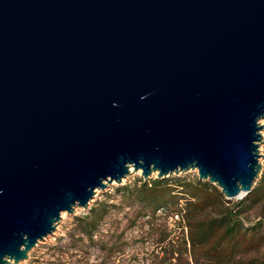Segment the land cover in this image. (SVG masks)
<instances>
[{"label":"water","instance_id":"95a60500","mask_svg":"<svg viewBox=\"0 0 264 264\" xmlns=\"http://www.w3.org/2000/svg\"><path fill=\"white\" fill-rule=\"evenodd\" d=\"M263 118L264 0H0V264L130 167L243 200Z\"/></svg>","mask_w":264,"mask_h":264},{"label":"rangeland","instance_id":"374dc122","mask_svg":"<svg viewBox=\"0 0 264 264\" xmlns=\"http://www.w3.org/2000/svg\"><path fill=\"white\" fill-rule=\"evenodd\" d=\"M260 124L263 125L262 138L258 142L261 170L254 187L260 184L264 174V118ZM154 179H157L156 173L144 180L141 172L133 169L121 183L112 182L106 188L96 190L88 208L76 207L73 213L64 212L55 231L39 241L29 251L28 258L19 264H264V244L257 249L242 251L235 257H214L204 247H192L188 240V225L181 217L187 197L181 192L182 187L176 189L179 190L176 191V208L169 205L153 211L137 201L135 186L140 185V180ZM163 179L169 184L175 179L199 180L218 188L209 181L200 180L194 169ZM215 195L212 192L208 197L210 206L199 212L191 210L189 217L219 216L225 206L234 207L240 202L239 199L228 200L223 194L222 202ZM98 205L107 213L92 234L83 232L84 223H79L78 218L90 214ZM180 209L182 211H178ZM241 217L246 227L264 220V197L247 202Z\"/></svg>","mask_w":264,"mask_h":264},{"label":"trees","instance_id":"16d2710c","mask_svg":"<svg viewBox=\"0 0 264 264\" xmlns=\"http://www.w3.org/2000/svg\"><path fill=\"white\" fill-rule=\"evenodd\" d=\"M182 187L181 192L186 193L184 214L182 219L189 228L188 240L192 247H204L214 257L230 256L235 257L245 250H253L264 244V220L246 227L243 224L241 214L247 202H254L257 198L264 197V174L260 184L244 197V200L237 202L234 207L225 206L223 213L219 216L208 218L189 217L190 211H201L210 206L209 195L215 192L216 198L222 202L224 197L221 191L199 180L185 181L175 179L169 184L163 178L150 181L140 180V185L135 186L134 191L137 201L145 208L156 211L166 206H178V194L176 190ZM99 206L92 208L90 214L78 218L79 223H84L83 232L92 234L95 231L107 211ZM181 209L178 211H182ZM177 211V209H176ZM177 214H179L177 212ZM186 219V220H185Z\"/></svg>","mask_w":264,"mask_h":264},{"label":"bare ground","instance_id":"6f19581e","mask_svg":"<svg viewBox=\"0 0 264 264\" xmlns=\"http://www.w3.org/2000/svg\"><path fill=\"white\" fill-rule=\"evenodd\" d=\"M133 171V167H130V173ZM139 172H141V170H139ZM237 199V198H235ZM62 215L64 216V212L62 213Z\"/></svg>","mask_w":264,"mask_h":264}]
</instances>
